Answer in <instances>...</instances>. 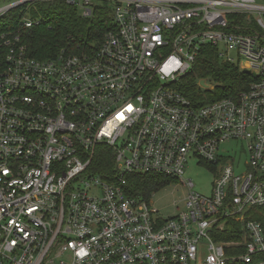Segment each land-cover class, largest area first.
<instances>
[{
	"label": "built area",
	"instance_id": "2783aa9c",
	"mask_svg": "<svg viewBox=\"0 0 264 264\" xmlns=\"http://www.w3.org/2000/svg\"><path fill=\"white\" fill-rule=\"evenodd\" d=\"M42 2L82 17L106 6L111 27L96 45L38 58L0 26V264H264L249 214L264 205V0H0V19L17 9L30 29ZM204 45L229 63L237 50L248 87L202 103L181 93ZM232 140L242 173L222 147ZM190 158L219 171L185 211L163 218L128 189L129 175L181 179ZM224 229L234 237L215 238Z\"/></svg>",
	"mask_w": 264,
	"mask_h": 264
},
{
	"label": "trees",
	"instance_id": "16d2710c",
	"mask_svg": "<svg viewBox=\"0 0 264 264\" xmlns=\"http://www.w3.org/2000/svg\"><path fill=\"white\" fill-rule=\"evenodd\" d=\"M30 14L39 18L40 22L30 29L23 30L18 25L19 11L11 10L0 19L1 31L10 29L21 33L23 42L28 46L32 56L48 58L54 56L62 47L76 49V47L98 44L106 30L111 27L110 9L106 6H96L91 17L78 16L74 6L64 2H42L35 4ZM207 79L215 82L212 92L201 93L196 79ZM249 72L240 70L233 63L221 61L217 56L216 48L204 45L194 65V71L186 75L176 85L178 90L193 101H213L221 97L232 95L240 90L246 89L252 80ZM97 160L99 169L108 171L112 167V153L108 148H98ZM128 189L135 195L147 198L171 179L153 175H129ZM253 220L260 222L264 230V205L249 211ZM228 227L238 229L240 224L228 222ZM224 229L215 235L218 240H229L234 236Z\"/></svg>",
	"mask_w": 264,
	"mask_h": 264
},
{
	"label": "rangeland",
	"instance_id": "374dc122",
	"mask_svg": "<svg viewBox=\"0 0 264 264\" xmlns=\"http://www.w3.org/2000/svg\"><path fill=\"white\" fill-rule=\"evenodd\" d=\"M77 15L80 17L79 12ZM228 55L233 60V62L231 63L235 65L239 64L240 67L245 65L246 61L242 58H238L237 50L231 49ZM221 61H225V59H221ZM196 80V85L199 86L201 93L204 94H208L207 92H211L206 91L205 88L207 87L205 86H215V82L211 81L209 78H205L204 86H200L201 79L198 78ZM222 147L228 151L226 155L235 158V172L242 173L246 171L244 162L247 159V154H245L243 151V143L240 141L232 140L225 142ZM217 171H219L218 165L214 166L210 163H207L206 161H199L198 158H190L185 164L184 174L182 175V178H172L168 184L150 195V201L152 202V205L159 210V214L163 218L175 216L186 210V197L190 191L204 196L210 195L214 174ZM186 180L192 181L193 186L191 187V189L184 185V181Z\"/></svg>",
	"mask_w": 264,
	"mask_h": 264
},
{
	"label": "water",
	"instance_id": "95a60500",
	"mask_svg": "<svg viewBox=\"0 0 264 264\" xmlns=\"http://www.w3.org/2000/svg\"><path fill=\"white\" fill-rule=\"evenodd\" d=\"M200 84H201V85H204V81H203V80H201V81H200Z\"/></svg>",
	"mask_w": 264,
	"mask_h": 264
},
{
	"label": "crops",
	"instance_id": "0c3cea01",
	"mask_svg": "<svg viewBox=\"0 0 264 264\" xmlns=\"http://www.w3.org/2000/svg\"><path fill=\"white\" fill-rule=\"evenodd\" d=\"M148 198V197H147Z\"/></svg>",
	"mask_w": 264,
	"mask_h": 264
}]
</instances>
